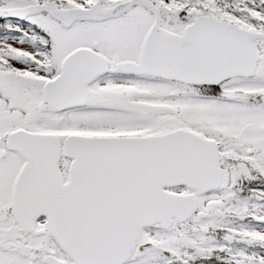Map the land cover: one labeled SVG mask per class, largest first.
I'll use <instances>...</instances> for the list:
<instances>
[{
    "label": "snow or ice",
    "instance_id": "1",
    "mask_svg": "<svg viewBox=\"0 0 264 264\" xmlns=\"http://www.w3.org/2000/svg\"><path fill=\"white\" fill-rule=\"evenodd\" d=\"M0 264H264V0H0Z\"/></svg>",
    "mask_w": 264,
    "mask_h": 264
}]
</instances>
